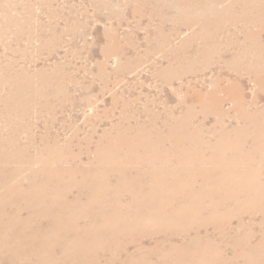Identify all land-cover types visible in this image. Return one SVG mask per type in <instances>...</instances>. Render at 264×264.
Masks as SVG:
<instances>
[{
	"label": "rangeland",
	"instance_id": "374dc122",
	"mask_svg": "<svg viewBox=\"0 0 264 264\" xmlns=\"http://www.w3.org/2000/svg\"><path fill=\"white\" fill-rule=\"evenodd\" d=\"M130 1L0 0V82L4 78H12L16 75H30L29 77L34 78L30 83L32 89L34 91L38 89L42 92L36 90L40 95L36 93L31 98L22 100L20 98L19 100L16 96L10 101L11 109H5L2 101L8 97L11 83L0 86V137L4 135L3 138L12 139L10 128L13 124L11 123L15 122L16 125H21L22 131H19L17 133L18 137H16L18 142L21 141L19 146L32 145L29 148V153L36 158L40 157L41 144L38 138L41 136L50 134L48 142L52 141L54 137H58L60 142H63L61 144H69V141H72L70 143L71 152L80 156L81 161L79 164L84 166L86 164L91 166V163H96L94 161L98 150H111L109 158L121 160L125 156L124 152L126 150L128 153L131 152L130 147L134 146L133 154L130 153L132 156L129 154L131 159L128 157V160H131L130 164L132 163L131 166L133 167L139 163L141 166H139V169L143 175L147 170V173H149L150 168H157L151 167V164L160 163L157 159H150L153 152H149L151 149L148 146L154 143V145H158V142H163L158 146L159 155L164 156L166 154L170 158V166L167 168L172 172L178 164V159L180 157L185 158V152L186 154L191 152L197 155V151L200 152L202 157H208L207 145L216 142L219 131L223 127L230 129L236 127L238 123H244L241 120L242 116H240L243 114L240 112L241 109L244 110L243 112H250L253 115L250 118L251 121L248 120L247 123H261V115H257V112L264 108V28H262L264 25L262 26L258 22L257 25L254 23L244 26L242 24L233 26L229 23L226 25L227 18L223 15L222 20H219L220 22L216 20L217 23H214L213 21L218 18L212 19L205 28V25L202 26L196 22L185 24V20L177 15L178 12L174 9L165 13L167 18L162 19L161 14L154 13L152 6H144L139 0ZM196 10L198 9L196 8ZM197 13L198 11L195 14ZM254 19L256 18H253V21L256 22L257 19ZM215 25L222 26V32ZM201 34L205 36L208 34V39L203 40ZM165 38L167 39L165 40ZM160 42L162 45L159 44ZM37 77L39 78L36 79ZM197 99L198 102H201L198 103ZM218 108L222 109L219 110ZM224 112L226 113L224 114ZM153 116L154 118H152ZM142 122H144V125ZM114 129H117L118 132ZM140 130L142 131L140 132ZM139 133H142L140 134L141 137L138 136ZM118 135L124 137V139ZM186 135L189 137L186 138ZM103 138H107V140ZM85 144L87 145L85 146ZM171 146L173 147L171 148ZM260 146L262 147L261 144ZM250 148L248 149L249 166L236 167V174H245L250 178L258 176L264 182V156L261 154L256 155L253 148ZM143 159L145 160L143 161ZM19 163L11 162L8 168L12 170ZM76 163L78 162L76 161ZM108 163V160L103 163L105 171ZM197 164H195V167L194 165L191 167L194 169L192 171L199 173L200 170H206V168H201V165ZM0 168H4V166L0 165ZM221 175L220 171L216 172V176L221 177ZM109 178V183L114 186L115 178H117L116 174H111ZM142 181L141 184L143 185L145 180ZM143 191L146 193L145 190ZM220 191L216 193V199L219 198ZM261 191H263V188H261ZM79 192L73 191L69 199L78 195ZM243 192L242 190L236 192V200H229L220 204L217 202L219 217L222 216L226 220L234 221V225L238 219L247 222L262 218L259 209L264 208V195L257 194L253 190L246 191L247 195L251 197H247L249 201L247 202ZM120 193L122 194L120 195L122 204L128 205L129 201L133 199L131 195L134 192L126 189V191ZM142 195L146 196L143 193ZM83 198L84 202L86 200L84 195ZM162 203L168 204L165 201ZM208 203V200L203 202L205 207L208 206ZM152 205L158 204L155 203L154 205L153 203ZM168 205L171 206L172 210L175 208L174 211L181 208L180 206L186 208L191 205L189 206L190 209L189 207L186 208L187 218H180L184 221H197L193 211L195 210L194 204L177 200ZM241 207L248 212L241 215ZM202 217H208L207 210L202 213ZM192 229L189 230L190 237L197 236L196 230L193 229V231ZM203 229L201 230V238H213L211 240L215 243H234L232 238L235 235L222 237L217 235L212 226ZM101 235L103 236L102 241H106L107 234ZM117 235L119 236L113 238L121 240L122 244L128 243L126 248L129 254L121 252L117 255L114 251L115 247L107 245L106 242L102 243L106 247L109 246V250H99L101 243H94L99 242V240L96 238L89 240L90 248L92 244L97 246L95 248L96 253L98 252L100 255L98 264H104V262L108 264L109 259L113 256H116L113 257L115 264H128L132 262L129 258L131 255L134 259H141V256H143V262L146 260L150 264L158 263L157 256L147 257L146 252H138L140 246L153 245V240L150 237L140 239L141 237L123 233ZM153 239L160 240V237L154 236ZM177 240L179 239L177 238ZM215 246V253L205 248L192 251L190 249L181 254L180 258L187 264L193 261L192 257L198 259L202 255H206L204 259H208L213 255L223 257L221 260L239 256L241 261L238 260L237 263H248V258L254 248L248 247V250L245 247L246 249L233 250L226 246H221V248H218L217 244ZM160 253L157 252L156 255L163 256L164 254V256H167L170 251L162 250ZM74 255L78 259L81 258L80 260H83V263L88 262L92 256L90 252L84 256L80 250L76 251ZM173 259L175 261V258L170 261Z\"/></svg>",
	"mask_w": 264,
	"mask_h": 264
},
{
	"label": "bare ground",
	"instance_id": "6f19581e",
	"mask_svg": "<svg viewBox=\"0 0 264 264\" xmlns=\"http://www.w3.org/2000/svg\"><path fill=\"white\" fill-rule=\"evenodd\" d=\"M139 1L144 6L147 5L152 6L154 13L161 14L162 19L167 18L165 13H167L169 10L174 9L176 10V12H178L177 15H179L182 19L185 20L186 22L185 24H192V22L193 23L196 22L199 25L202 26L205 25L204 26L205 28L206 25L212 21V19L218 18L215 19V21L213 22L217 23L216 20L220 22L219 20L223 15H225L227 18L226 19L227 21H225L226 25L228 23L230 25L233 24V26L236 24H242L244 26L246 24H252V23L257 25V22L262 26L264 25V0H139ZM196 8L198 10H196ZM197 11L198 13L195 14ZM253 18L257 19V20L254 19L256 20V22L253 21ZM215 26L218 29H220V31L223 30L222 26L220 25L219 26L215 25ZM245 29L247 28L245 27ZM216 31L218 30L216 29ZM207 35L205 36L204 34H201V38L203 40H206L208 39ZM166 39L167 38H165V40ZM159 44H161V42ZM40 75H44V74H40ZM29 76L23 74V75H16L12 78H6V79L4 78L3 80H1L0 86L11 83L10 84L11 89L10 91H8L10 93L8 97L6 96L7 98H4L2 101L5 109H11L10 101L14 99L16 96L18 97V99L20 98L22 100L24 98H31L32 95L38 93L39 90L36 89L38 91L36 90L34 91L30 84L34 78ZM38 78L39 77H37L36 79ZM39 89L41 90V88ZM243 111L244 110L241 109L240 112L241 114L242 113L243 114L240 116H242L241 120H243L244 123L243 124L238 123L236 127H231L230 129L223 127L219 131L218 138L214 137L217 138L216 142L211 145H207L206 150L209 152V155L207 153L208 157L205 156L202 157L200 152L198 153L197 151H196L197 155L187 151L188 153L186 154L185 152L184 154L185 158L180 157L181 154L179 155L180 158L178 159V164H176V167H174L172 172L169 171V168H167L168 166H170V158H168L166 154H164V156L159 155L160 151L158 146L161 143L163 144V142L161 143L158 142L159 143L158 145H154L155 144L154 141L153 142L154 144L152 143L153 145L150 146L147 145L151 149L149 152L151 151L153 152L150 155V159L153 160L157 159L160 161V163L158 162L159 164H151L150 165L151 167H157V168L156 169L150 168L149 173H147L148 171L147 170L144 172L143 175L140 172L139 163L137 166L134 165L133 167L131 166L132 163L130 164L131 160H128V157L131 159L130 155L133 154L132 151H134V146L130 147L131 152L128 153L127 150L124 152L125 156L121 160L112 159L111 157L109 158L110 155L109 152H111V150L102 149V150H98L97 152L94 150L96 152V157L94 162L96 163L95 164L91 163V166H87L88 164L84 166L82 164H79V162L81 161L80 156L74 155L71 152L72 149H70L71 147L70 143L72 141H69V144L68 143L61 144L63 142H60L58 137H54L52 141L48 142V140H50L48 138L50 135L49 134L38 138L39 143L41 144L40 157L38 158L34 156L32 157L29 153V148H31L32 145L27 147H23V146L21 147L19 146V143L21 141L18 142L16 138L18 137L17 133L19 131H22V126L16 125L15 122L11 123L13 124L12 128H10L12 130L11 136L13 140L11 138H7V139L6 137L3 138L4 135L0 137V165L4 166V168H0V264H8V263L9 264H81V263L98 264L100 255L98 254V252L96 253L97 250L95 248L97 246L92 244L90 248V243H88L90 239L96 238L97 240H99V242H94L97 244L101 243L99 250H103V251L109 250V246L106 247V245L102 243V242H106L107 245L115 247L114 251L116 252L117 255L121 252H125V254L127 253L129 254L126 248V246H128V243L122 244L121 240H118L117 238L114 239L115 236H119L117 235L118 233L138 236L141 237L140 239H142L143 237H148V238L150 237L153 240L152 241L153 245L147 247H145V245L140 246L138 248L139 250L138 252L140 253L146 252L147 257L157 256V259L159 261L158 263H153V264H186L185 261L180 258L181 254H183L186 251H189L190 249L192 251L196 249L202 250L204 248L214 251L215 253L216 244L218 248L219 247L221 248V246H226L227 248H231L233 250L244 249L245 247L246 248L254 247V248L251 251L252 254L248 258L249 259L248 263L247 262L237 263V261L240 259L239 256L228 257L227 259L224 258L223 260H221L223 257L220 258L219 256L213 255L214 257L212 256L208 259H204L205 258L204 256L206 255H202L199 256L198 259H194L196 257L194 258L192 257L193 261L192 262L190 261V263L187 264H216V263L217 264L219 263L220 264H264V208L259 209V212L262 215L261 219L250 220L247 222L244 221L243 219H238L235 225H234V221L226 220V218L222 216L219 217L220 214L217 210L218 204L223 202H228L229 200H236L235 198L236 192H238L239 190L244 191L243 194L245 195L247 202H249L248 198L251 197L247 195L246 191L253 190L256 191L257 194L260 193V195H264V182L260 180L261 179L260 177L257 176L250 178L245 174H239V173L236 174L235 171V168L241 165H242L241 167L249 166L248 162H250V157H249L248 149H251L250 147L253 148V151L255 152L256 155L261 154L264 156V108L263 110L257 112V115L259 116L261 115V119L259 118L261 123L258 124H256L257 122L253 124L247 123L248 120H250V118L253 117V115L250 114V112L246 113ZM225 113L226 112H224V114ZM152 118H154V116ZM143 123L144 122H142V124ZM141 131L142 130H140V132ZM106 132L108 131L106 130ZM140 134L142 133H139L138 135L139 137H141ZM199 134L201 133L199 132ZM181 136L183 135L181 134ZM187 136L188 135H186V138ZM86 137L88 136L86 135ZM121 138L124 139V137ZM105 139L107 140V138ZM147 142H145V144H147ZM169 143L172 144L171 142ZM260 144L262 145V147L260 146ZM86 145L87 144H85V146ZM172 147L173 146H171V148ZM259 147H261V149H259ZM178 151L180 152V150ZM228 154H230V156H228ZM172 155L174 156V154ZM138 158L140 159V157ZM106 160H108L109 163L106 164L107 170L105 171V169H103V165H104L103 163H105ZM144 160L145 159H143V161ZM76 161L78 163H76ZM11 162L13 163L20 162V163L17 164L16 168L14 169L11 168L12 170H10L8 167L11 164ZM154 163L156 162L154 161ZM196 163H198L197 165L200 164L201 168L202 167L206 168V170H200L199 173L192 171L194 169H192L191 167L193 165L195 167ZM35 165L37 166L35 167ZM217 171H220L222 173L221 177L216 176ZM113 173L116 174L117 178H115L116 182L114 183V186L113 185L111 186L112 183H109L108 178ZM143 179L145 180V182L142 185L141 182H143L142 181ZM100 184L102 187L100 186ZM261 188H263V191H261ZM126 189H130L131 192L134 193H132L131 195L133 196L132 199L133 201L132 200H131L132 202L129 201V204L128 205L126 204L125 206L122 204V201L120 199V195H122L120 192L126 191ZM75 190L76 192L79 191L80 192L78 193V195H75V197L73 196L71 197V199H69L70 194H72V192ZM143 190H145L146 193H144ZM219 190H221L218 195L219 198L216 199L215 195ZM142 193L146 194V196H143ZM83 195L85 196L86 199L84 202H83L84 200ZM161 197H163L164 199H162ZM177 200L184 201L185 203L188 204L190 203L194 204L195 210L193 211L195 217H197L196 218L197 221H193V220L184 221L180 218L187 216L185 214L186 208L191 205L187 206L186 208L185 207L182 208V206H180L181 208H179L176 211H174L175 208H173L172 210L171 206H169L168 204L169 203L173 204V202ZM206 200L209 201L207 207H205L203 204V202ZM164 201L167 202L168 204L162 203ZM217 202L219 203L217 204ZM153 203L154 205L155 203H157L158 205L153 206L152 205ZM206 210L208 212V217L201 218L202 213ZM240 212L241 215H243L246 214V212L248 211L244 210V208L241 207ZM189 213L191 212L189 211ZM174 215L179 217L176 218ZM210 226H212L213 230L217 232V235H220L222 237L235 235L232 238L234 239V243L229 242L230 240L228 241L229 243H220V242L215 243V241L211 240L213 238L211 239L210 237L201 238L202 228L205 229ZM192 228L196 230L197 236L195 235L193 237H190L189 230H191ZM105 233L107 234L106 236L107 240L102 241L103 236L101 234H105ZM259 234H260V238H259ZM154 236H159L160 240L158 239L154 240L153 239ZM257 237L259 239H256ZM177 238L180 241L177 240ZM211 245L213 247H210ZM78 250H80L81 254L84 256L90 252L92 255L90 257V260L87 259L88 262L85 261V263H83V260H80L81 258L78 259L77 256L74 255ZM162 250L168 252L170 251V254L168 255L165 254L167 256H164V254L163 256L159 254L156 255L157 252L160 253V251ZM131 256H129V258L132 260L133 264H150L146 260H144L143 262L144 259L143 256H141V259H136V258L134 259ZM113 257L109 259L108 264H115L114 258L116 256L114 258ZM31 258L33 259L32 261ZM172 258H175V261L174 259L170 261ZM132 262L128 264H132Z\"/></svg>",
	"mask_w": 264,
	"mask_h": 264
}]
</instances>
